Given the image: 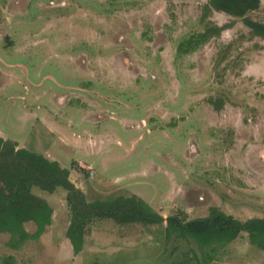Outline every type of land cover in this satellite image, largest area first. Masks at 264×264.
Returning <instances> with one entry per match:
<instances>
[{"label": "rangeland", "instance_id": "obj_1", "mask_svg": "<svg viewBox=\"0 0 264 264\" xmlns=\"http://www.w3.org/2000/svg\"><path fill=\"white\" fill-rule=\"evenodd\" d=\"M206 3L0 0V136L69 169L88 201L135 194L164 217L217 207L264 218V39L223 12L202 22ZM247 17L264 23L261 8ZM207 25L228 26L178 52ZM32 192L52 207L51 226L45 235L33 221L0 232L3 258L195 264L196 245L167 240L164 225L110 219L91 224L74 254L65 190ZM21 229L29 236L20 241ZM212 264H264V251L243 233Z\"/></svg>", "mask_w": 264, "mask_h": 264}, {"label": "trees", "instance_id": "obj_2", "mask_svg": "<svg viewBox=\"0 0 264 264\" xmlns=\"http://www.w3.org/2000/svg\"><path fill=\"white\" fill-rule=\"evenodd\" d=\"M260 8L264 11V0H207L201 21L204 22L212 10L223 12L241 18L253 35L264 39V23L247 17L248 12ZM227 26L207 25L202 32L179 43L178 52L196 50ZM33 187L48 194L58 188L65 190V201L70 212L65 237L74 254L83 249L90 225L97 220L107 219L121 226L164 225L167 240L174 238L196 245V249H190L195 264H212L216 254L243 233H246L251 245L264 251V218L240 220L217 207L209 208L207 216L201 218L188 219L182 212L164 217L135 194L88 201L84 192L70 179L69 169L62 167L56 160L26 147H19L16 141L0 136V232L9 229L19 232V224L28 221L45 226L52 223V207L32 192ZM19 235L20 241L29 236L22 229ZM11 246L16 244L11 242ZM1 262L11 264L12 257L5 256ZM177 264L187 263L182 261Z\"/></svg>", "mask_w": 264, "mask_h": 264}, {"label": "crops", "instance_id": "obj_3", "mask_svg": "<svg viewBox=\"0 0 264 264\" xmlns=\"http://www.w3.org/2000/svg\"><path fill=\"white\" fill-rule=\"evenodd\" d=\"M52 221H53V219H52ZM51 226V224L50 225H48L47 226V228L45 229V231H44V235L46 234V231H47V229L49 228ZM28 233V232H27ZM29 234V233H28ZM8 241H12V240H10V239H7L6 241H5V243H4V247H5V249L6 250H9V251H16L17 252V254H19V252H20V250H22L23 248H21V247H17V248H15V247H13V246H11V242L9 243ZM10 245V246H7V245ZM56 245V244H55ZM54 245V246H55ZM54 249H58V247H53ZM1 254H0V264L2 263L1 261H2V259H3V252L1 251L0 252ZM9 256H11L12 257V263L11 264H17V258H16V256H13V255H9ZM25 262H28V259L25 261Z\"/></svg>", "mask_w": 264, "mask_h": 264}]
</instances>
